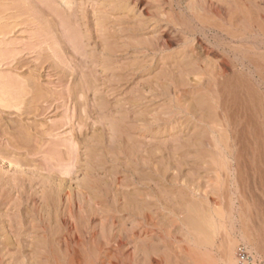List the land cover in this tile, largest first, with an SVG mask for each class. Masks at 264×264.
I'll return each mask as SVG.
<instances>
[{
    "label": "rangeland",
    "instance_id": "374dc122",
    "mask_svg": "<svg viewBox=\"0 0 264 264\" xmlns=\"http://www.w3.org/2000/svg\"><path fill=\"white\" fill-rule=\"evenodd\" d=\"M218 176L264 264V0H0V264H224Z\"/></svg>",
    "mask_w": 264,
    "mask_h": 264
},
{
    "label": "bare ground",
    "instance_id": "6f19581e",
    "mask_svg": "<svg viewBox=\"0 0 264 264\" xmlns=\"http://www.w3.org/2000/svg\"><path fill=\"white\" fill-rule=\"evenodd\" d=\"M213 165L216 169V171L218 172H221V173H228V170H229V161L226 159V158H221L219 160L216 159V161H213ZM214 169V168H213ZM214 169V170H215ZM228 184L227 183H224L222 180H221V177L218 176V179L215 183L214 186V191L216 193H218V197H219V202L218 204H214L213 206V210L209 212L207 211V213H201V215H203L201 217V220L203 219V222L207 225V228H208V232L207 234L205 235L204 239L202 238V236H200V238H202L203 240H205L206 244L208 246H214V241L215 239H217L220 235V233L222 231H227L225 230V224H226V220L229 216V205L233 206L234 204H232L234 202V199L233 198H226L227 196H225L224 194L226 193V189H228L227 186ZM129 186V185H128ZM225 191V193H224ZM70 192V191H69ZM85 192V191H84ZM194 192V191H193ZM87 193V192H86ZM84 194V193H83ZM89 197V196H88ZM195 198V197H194ZM41 199V198H40ZM90 199V198H89ZM90 201V200H89ZM92 201V200H91ZM162 203V202H161ZM165 203V202H163ZM191 204V203H190ZM194 204V203H193ZM196 204V203H195ZM55 205V204H53ZM228 205V206H227ZM156 206V205H155ZM197 207V206H196ZM228 208V209H227ZM231 208V207H230ZM189 209V208H188ZM71 211V210H70ZM180 211V210H179ZM201 212V211H199ZM190 214V212H189ZM197 215H200V213H198ZM196 215V216H197ZM188 217V216H187ZM200 217V216H199ZM189 219V218H188ZM200 219V218H199ZM182 220V219H181ZM185 220V219H184ZM190 222L192 223V221L190 220ZM195 222V221H194ZM228 222V221H227ZM197 223V222H196ZM192 225V224H191ZM196 225V224H195ZM194 226V225H193ZM227 226V224H226ZM190 229V228H189ZM203 229V228H201ZM167 231V230H166ZM205 231V230H204ZM225 233V237L223 236L224 238V241H220V245H219V251L221 252L220 254H222L223 252V261L221 260V258H219L218 260V263H220L219 261L221 260L222 262H224V264H240L241 263V259H237L236 256H235V250L236 249H239L236 248V243L238 244V241L236 242L235 240H233L231 238V234L229 233L228 234V231L227 232H224ZM169 236V235H167ZM244 237H247V235L243 234ZM242 236V237H243ZM249 237V236H248ZM222 238V239H223ZM248 239H251L250 237L245 239V241H247ZM252 240V239H251ZM236 243H235V242ZM244 241V242H245ZM250 241V240H249ZM248 242V241H247ZM246 242V246L251 250V253L253 251H255V249L253 248L254 246H252V243L249 244ZM243 243V241H242ZM108 244V243H107ZM244 244V243H243ZM202 245V244H201ZM245 245V244H244ZM220 247L222 249H220ZM216 248V247H215ZM256 248V247H255ZM7 249V248H6ZM241 250H245V249H241ZM257 250H258V247H257ZM256 250V251H257ZM246 251V250H245ZM247 252V251H246ZM249 252V251H248ZM247 252V253H248ZM213 252L208 249L204 254H202L201 256H199L198 258L195 259V264H214V262L216 261L215 257L213 256L212 254ZM250 253V252H249ZM256 253V252H255ZM249 255V254H248ZM251 255V254H250ZM254 255V254H253ZM252 256V255H251ZM249 256V259H251V263L254 264L255 263V258L252 256ZM258 256V255H257ZM186 257V256H185ZM251 257V258H250ZM187 259V257H186ZM249 259L248 261H246L245 264H248L250 263L249 262ZM217 263V261H216ZM215 263V264H216Z\"/></svg>",
    "mask_w": 264,
    "mask_h": 264
},
{
    "label": "built area",
    "instance_id": "2783aa9c",
    "mask_svg": "<svg viewBox=\"0 0 264 264\" xmlns=\"http://www.w3.org/2000/svg\"><path fill=\"white\" fill-rule=\"evenodd\" d=\"M241 263L240 264H245L246 261L249 259V255L245 250H241Z\"/></svg>",
    "mask_w": 264,
    "mask_h": 264
}]
</instances>
